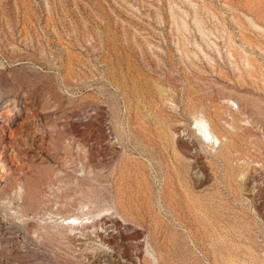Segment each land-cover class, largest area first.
<instances>
[{
  "label": "rangeland",
  "instance_id": "374dc122",
  "mask_svg": "<svg viewBox=\"0 0 264 264\" xmlns=\"http://www.w3.org/2000/svg\"><path fill=\"white\" fill-rule=\"evenodd\" d=\"M16 97L50 140L0 264H264V0H0Z\"/></svg>",
  "mask_w": 264,
  "mask_h": 264
},
{
  "label": "bare ground",
  "instance_id": "6f19581e",
  "mask_svg": "<svg viewBox=\"0 0 264 264\" xmlns=\"http://www.w3.org/2000/svg\"><path fill=\"white\" fill-rule=\"evenodd\" d=\"M17 100L16 97L5 103L3 108H0V182L6 184L8 189H17L19 193L24 194L26 188L22 184L21 178L32 173L33 163L41 160V155L39 153L48 147L50 137L48 129L41 123L40 116L42 111H38L32 105L30 100L23 101L18 123L16 122V124L12 126L11 123L5 121V119H9L12 116L14 110L17 108ZM43 111H47V108H44ZM197 123L201 127L200 134L209 144H221L222 135L220 136L215 130H213L206 120L199 118ZM12 170L17 171L18 175H11ZM81 175L84 176L85 174ZM80 180L76 179L74 182L79 183ZM80 183L82 184V182ZM90 201L92 200L90 199ZM87 209H91V207H87ZM77 217L72 219L73 223L70 224V226H73L75 221L77 222Z\"/></svg>",
  "mask_w": 264,
  "mask_h": 264
}]
</instances>
